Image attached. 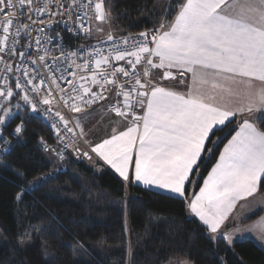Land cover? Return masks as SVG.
Segmentation results:
<instances>
[{
    "label": "snow or ice",
    "instance_id": "6c2138e0",
    "mask_svg": "<svg viewBox=\"0 0 264 264\" xmlns=\"http://www.w3.org/2000/svg\"><path fill=\"white\" fill-rule=\"evenodd\" d=\"M114 6V0H0V146L9 152L8 137L25 132L22 117L12 124L19 113H38L51 120L65 150L95 157L126 184L180 199L209 239L231 245L238 229L229 228V217L264 181L258 126L264 117L250 119L264 113V0H170L156 5L152 28L126 35L114 25ZM64 32L84 43L68 49ZM97 105L125 126L93 143L79 119L70 126L73 117L64 110L90 115ZM234 122L239 130L188 197L203 155L219 142L216 132ZM77 128L83 147L67 139ZM40 143L64 159L63 150L43 137Z\"/></svg>",
    "mask_w": 264,
    "mask_h": 264
},
{
    "label": "trees",
    "instance_id": "16d2710c",
    "mask_svg": "<svg viewBox=\"0 0 264 264\" xmlns=\"http://www.w3.org/2000/svg\"><path fill=\"white\" fill-rule=\"evenodd\" d=\"M169 3L114 0V24L122 35L152 28L160 15L156 5ZM21 117L22 137H8L9 152L0 146V264H158V259L163 264H264V250L252 240L230 246L209 239L180 199L126 184L99 161L90 165L68 153L58 162L38 146L41 137L56 142L52 130L29 112L19 113L13 126ZM260 117L264 114L255 120ZM258 126L264 130V120ZM237 129L234 122L216 132L213 139L219 142L201 159L197 182L193 188L187 185V196L202 186ZM41 177L54 178L38 189L30 187ZM259 191L264 193V181Z\"/></svg>",
    "mask_w": 264,
    "mask_h": 264
},
{
    "label": "crops",
    "instance_id": "0c3cea01",
    "mask_svg": "<svg viewBox=\"0 0 264 264\" xmlns=\"http://www.w3.org/2000/svg\"><path fill=\"white\" fill-rule=\"evenodd\" d=\"M189 76H190V74H189ZM167 83L171 84L172 82H167ZM177 90L184 91L185 89H184L183 85H180L177 87ZM90 111H91L90 115L88 113L72 114V117H73V120L75 122V119L81 118L80 116H82V115H84L86 117H91L94 114H98V113L103 114V117L100 119L101 125L100 126L97 125L96 130H93V128H91V127L88 128V126H86L85 130H83L84 134H85V138L87 140L93 142V143L99 142L104 138H108L112 134V130L114 127H116L119 130H122L125 126L124 122H117L118 118H115L113 114L105 111L99 105L95 106V109L90 110ZM262 114H264V113H254L253 116L250 117V119L255 120L258 116H260ZM238 130L239 129H237L236 131H238ZM83 146H84V144L82 145V147ZM70 154L77 157V155L73 151H71ZM79 159H83L84 161H86L90 165H93L94 163L97 162V161L93 162V161H95V157H93V161H90V160L84 158L83 156H80ZM99 162L103 164L102 161H99ZM104 166H106L109 170H111L114 174H116L119 177V175L112 168H110L107 165H104ZM197 178H198L197 175L192 177L194 183L191 184V188H193L195 186V184L197 182ZM206 178H207V176H206ZM132 184L138 185L140 187H143V188H146L148 190H152V191H155L158 193H161V191H162V190L156 189L155 187H149V186H145V185L138 184V183H132ZM202 186H203V184H202ZM198 192H199V190L197 192H194V193L191 191V193L188 197H192L194 194H196ZM164 195L169 196L170 194H164ZM261 210H264V193H261L259 190L253 196L248 197L246 200H241L237 203V207L233 211L232 215L229 217V222H228L230 229H238V231H234V233H233V243L232 244H234L235 242H238V241L252 240L260 248H262L264 250V211L258 217L254 218L252 220H247ZM187 211H188V209H187ZM188 214L190 217L196 219L199 222V220L197 218L191 216L189 211H188ZM220 240H222L227 245H229L222 238H218V239L213 240V241H220ZM183 263H184V261H173V262H171V264H183Z\"/></svg>",
    "mask_w": 264,
    "mask_h": 264
},
{
    "label": "built area",
    "instance_id": "2783aa9c",
    "mask_svg": "<svg viewBox=\"0 0 264 264\" xmlns=\"http://www.w3.org/2000/svg\"><path fill=\"white\" fill-rule=\"evenodd\" d=\"M54 34H55V33H53V35H54ZM62 35L64 36V44H65V46H66L68 49H70V50H75L80 44L84 43V41H83L80 37H78V36H73V35L70 34V33L64 32V33H62ZM64 111H65V116H66V118H67L68 116H72V113H67L66 110H64ZM35 114L39 115L38 113H35ZM39 116H40V115H39ZM40 117L42 118V120L44 121V123H45V124L51 129V127H50V125H51V120L45 119L43 116H40ZM70 126H71V127H75V125L73 124V121H72V123L70 124ZM51 130H52V132H53L54 135H55V131H54L53 129H51ZM75 131H76V136L73 137L71 134H68L67 139H68L69 142H72L73 140H75L76 143H79V142H81V139H80V137H79V133H78L77 129H75ZM62 134H63V133H62ZM40 140H41V139H40ZM40 140H38V144H39L38 146H39L40 150H41L42 152L46 153V154H52V155H54L53 153H51V152H46V151L44 150V148L41 146ZM45 141L47 142L48 145L53 146V147H56V148L59 149V150H63V151H64V159H65L66 155L69 153V151L72 150L71 148L65 150V149L63 148V145L57 144L56 142H55V143H50V142H48L47 140H45ZM54 156H55V155H54ZM57 158H58V157H57ZM58 159H59V158H58ZM64 159H63V160H64ZM59 160H60V159H59Z\"/></svg>",
    "mask_w": 264,
    "mask_h": 264
},
{
    "label": "rangeland",
    "instance_id": "374dc122",
    "mask_svg": "<svg viewBox=\"0 0 264 264\" xmlns=\"http://www.w3.org/2000/svg\"><path fill=\"white\" fill-rule=\"evenodd\" d=\"M115 25V24H114ZM116 27V26H115ZM117 28V27H116ZM118 29H120V28H118ZM120 34H122V32L120 33ZM81 118H77V119H79V123H80V125L83 127V130H85V128H86V126H88V128L89 127H91V128H93V130H96L97 129V125H101V121H100V119L103 117V114L102 113H98V114H94V115H92L91 117H86V116H84V115H82V116H80ZM75 121H76V119H75ZM73 124L75 125V122H74V120H73ZM77 131H78V133H79V130H78V128H77ZM86 132V131H85ZM77 144H79V145H83L84 144V141H83V139H81V142H79V143H77ZM72 150H70L69 151V153L71 152ZM56 157V156H55ZM56 159H57V161L58 162H62V161H64V160H59L57 157H56ZM178 261H184V263L183 264H192V263H190L189 261H187V260H178Z\"/></svg>",
    "mask_w": 264,
    "mask_h": 264
},
{
    "label": "bare ground",
    "instance_id": "6f19581e",
    "mask_svg": "<svg viewBox=\"0 0 264 264\" xmlns=\"http://www.w3.org/2000/svg\"><path fill=\"white\" fill-rule=\"evenodd\" d=\"M129 186V185H128Z\"/></svg>",
    "mask_w": 264,
    "mask_h": 264
}]
</instances>
